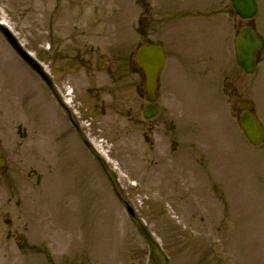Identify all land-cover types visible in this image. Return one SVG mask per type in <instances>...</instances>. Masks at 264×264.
Instances as JSON below:
<instances>
[{
	"label": "rangeland",
	"instance_id": "obj_1",
	"mask_svg": "<svg viewBox=\"0 0 264 264\" xmlns=\"http://www.w3.org/2000/svg\"><path fill=\"white\" fill-rule=\"evenodd\" d=\"M180 1L173 10L167 0H139L147 9L142 34L161 40L167 56L153 119L159 128L148 143L133 122L145 104L140 74L128 66L141 38L131 26L134 0H0V19L44 65L59 97L0 37V156L8 162L0 171V264H264V143L244 139L222 95L233 97L205 71L221 43L216 27L222 35L228 26L197 22L183 8L195 1ZM196 36L213 48L202 44L198 55ZM112 43L127 59L116 93L103 73L95 70L92 84L81 66L109 55ZM91 46L96 52L85 54ZM245 77L257 86L264 126V67ZM227 80L242 86L233 73ZM92 86L121 112L91 111ZM8 229L14 238L5 237ZM24 237L36 251L41 245L38 254Z\"/></svg>",
	"mask_w": 264,
	"mask_h": 264
},
{
	"label": "water",
	"instance_id": "obj_2",
	"mask_svg": "<svg viewBox=\"0 0 264 264\" xmlns=\"http://www.w3.org/2000/svg\"><path fill=\"white\" fill-rule=\"evenodd\" d=\"M234 7L236 13L243 18H250L255 13L254 0H234ZM0 31L12 45L13 49L19 54L24 62L34 71H36L41 78L51 87V81L45 74L41 66L17 43L16 39L11 33L0 25ZM260 46L259 39L255 33L250 29H245L239 34L235 40L236 55L238 63L245 71L251 72L254 64V53ZM138 65L142 68L145 76L147 99L154 100V92L157 87V77L160 69L164 64L163 50L159 46H146L140 49L137 55ZM145 113L150 110L153 113L155 110L148 107ZM241 128L244 130L247 138L252 143H258L263 139V131L258 120L252 113H247L243 116L240 122ZM129 212L131 209L128 208Z\"/></svg>",
	"mask_w": 264,
	"mask_h": 264
},
{
	"label": "flooded vegetation",
	"instance_id": "obj_3",
	"mask_svg": "<svg viewBox=\"0 0 264 264\" xmlns=\"http://www.w3.org/2000/svg\"><path fill=\"white\" fill-rule=\"evenodd\" d=\"M113 44L114 43L110 44L111 52L109 55L100 53L95 57L94 60L92 59V61H91L90 59H87L86 63L85 62L81 63V66H82V68L86 69V73H87L86 75H87L88 79L92 82V84L94 82L93 79L95 78V75H94L95 70L103 73V75L106 77V79H108L109 82L113 84V90L115 91L114 93H116L119 89L120 81L123 78L122 70H123L124 65L127 62V59H125L126 61L124 59H121L118 51L116 52L115 49L112 50ZM86 49H87V51L85 52V54L90 53L92 55L93 53L96 52V49L93 46L88 47ZM123 61H124V64H123ZM128 66H130V68L132 70H135V71L138 70L134 61H133V58L131 57V55H130V58L128 59ZM234 91H235V95L238 97V101H237V103L233 109H238L239 103L241 101L245 100L244 89H242L240 86H237V87H234ZM86 92L88 94H90V97L88 98L89 99L88 100V106L91 109V111L97 109L99 106L100 113H102V114H105L107 112V109H108V111H111V110L117 111L116 113L121 112V110L116 105H112V106L108 105L106 107L105 102L103 100H101V86H99V87L92 86V87L86 89ZM114 98L117 99L116 96ZM101 104H103L102 108H101ZM132 107H133V104H132V106H130V105L128 106V108L130 110L132 109ZM129 109H128V111L130 112ZM131 112L134 114L133 110H131ZM238 113H240V112H238ZM136 116L137 115L135 113L134 118H136ZM133 122L135 124H137V127L141 126L144 129V131H143V137L145 139L144 141H146L148 143H149V140H148L149 135H147V134H151L159 128V127H156L153 120H150V119L147 120V119H142V118H140V119L136 118L135 121H133ZM21 136H22V134H21ZM179 146H180V142H179ZM8 227H9V223H8ZM14 232H15V230H9L8 229L6 231L5 237L6 238H10V237L14 238V235H15ZM22 241L24 244H26L27 242L29 243V244L25 245V247L29 246V247H32L33 249L35 248V250H36V244L32 243V245H31L30 241L26 237H24V239Z\"/></svg>",
	"mask_w": 264,
	"mask_h": 264
}]
</instances>
